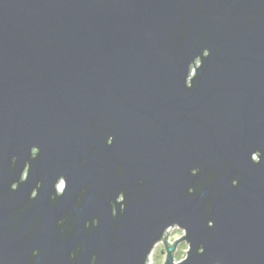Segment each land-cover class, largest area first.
<instances>
[{
	"label": "water",
	"instance_id": "water-1",
	"mask_svg": "<svg viewBox=\"0 0 264 264\" xmlns=\"http://www.w3.org/2000/svg\"><path fill=\"white\" fill-rule=\"evenodd\" d=\"M177 224L167 264H264V0H0V264H144Z\"/></svg>",
	"mask_w": 264,
	"mask_h": 264
},
{
	"label": "clouds",
	"instance_id": "clouds-1",
	"mask_svg": "<svg viewBox=\"0 0 264 264\" xmlns=\"http://www.w3.org/2000/svg\"><path fill=\"white\" fill-rule=\"evenodd\" d=\"M209 54H210V49L208 50ZM114 141V138L113 140ZM35 147L32 149V154L35 151ZM28 174V169L25 168L24 169V173L23 176L26 177ZM17 181L16 183L12 184V188L16 189L17 185H18ZM234 185L238 184V181H234L233 182ZM64 182L61 181V194L63 193V189H64ZM32 197L37 196V193L35 191H33L31 193ZM123 199V197H122ZM115 209H113V213L115 214ZM63 220L60 221V223H62ZM214 224V221H209V226H212ZM175 228L179 229L178 235H173L170 240L172 241L173 244H175V241L180 239L181 237H184L186 235V232L183 229H180L179 225L177 224L176 226H174ZM185 229V228H184ZM168 233L165 232L164 235L161 237V239L159 241H157V243L155 244V246L153 247L152 251L148 254L147 259H145L144 264H167L168 258H169V247H166L164 245V239L165 237H167ZM189 240H184L181 244L177 245L175 247V250L172 252V260H173V264H181L182 261H185L189 258V253L191 250V245L188 244ZM202 248H204L203 245H201ZM205 249V248H204ZM37 250H34V254H37ZM78 251V249H77ZM199 252L203 253L204 251H200L198 249ZM75 252L72 253V256L75 257ZM95 260L96 257L93 256V264H95ZM215 264H221V261L217 260L215 262Z\"/></svg>",
	"mask_w": 264,
	"mask_h": 264
},
{
	"label": "snow or ice",
	"instance_id": "snow-or-ice-1",
	"mask_svg": "<svg viewBox=\"0 0 264 264\" xmlns=\"http://www.w3.org/2000/svg\"><path fill=\"white\" fill-rule=\"evenodd\" d=\"M112 143H113L112 140H109V141H108V144H109V145H111ZM32 156H33V157H36L37 155H32ZM252 161H253V160H252ZM254 162L259 163L260 161H254ZM30 167H31V165H30ZM200 171H201V169H200L199 167H193V168L191 169V172H192L193 175L198 174ZM189 192H190V193H194V192H195V188H189ZM35 197H36V196H35ZM124 199L126 200V195L124 196ZM96 222L98 223L99 221L97 220ZM62 223H63V221H62ZM89 223H91V221H90ZM199 250H200V251H205V249L202 248L201 246L199 247ZM38 253H39V249L37 250V254H38Z\"/></svg>",
	"mask_w": 264,
	"mask_h": 264
},
{
	"label": "rangeland",
	"instance_id": "rangeland-1",
	"mask_svg": "<svg viewBox=\"0 0 264 264\" xmlns=\"http://www.w3.org/2000/svg\"><path fill=\"white\" fill-rule=\"evenodd\" d=\"M174 226H176V225H174ZM174 226H172L171 228L169 227V229H168V230L171 229L170 232H169V234H168V237H167V240H169V242H172V241L170 240V238H171L173 235H178V232H179V229L175 228ZM180 229H183V228H180ZM183 230H184V229H183ZM184 240H186V239H181V240H179L178 243H177V245L181 244ZM164 245H165V241H164Z\"/></svg>",
	"mask_w": 264,
	"mask_h": 264
},
{
	"label": "bare ground",
	"instance_id": "bare-ground-1",
	"mask_svg": "<svg viewBox=\"0 0 264 264\" xmlns=\"http://www.w3.org/2000/svg\"><path fill=\"white\" fill-rule=\"evenodd\" d=\"M59 185H61V182L59 183Z\"/></svg>",
	"mask_w": 264,
	"mask_h": 264
}]
</instances>
